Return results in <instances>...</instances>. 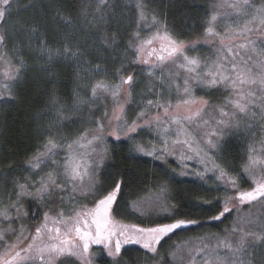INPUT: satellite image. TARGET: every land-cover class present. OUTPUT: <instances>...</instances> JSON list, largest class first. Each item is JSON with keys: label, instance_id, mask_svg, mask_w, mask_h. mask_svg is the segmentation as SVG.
Listing matches in <instances>:
<instances>
[{"label": "snow or ice", "instance_id": "snow-or-ice-1", "mask_svg": "<svg viewBox=\"0 0 264 264\" xmlns=\"http://www.w3.org/2000/svg\"><path fill=\"white\" fill-rule=\"evenodd\" d=\"M18 4L0 0V100L15 99L26 67L15 43L9 47L12 33L5 29ZM129 12L136 26L127 33L120 67L109 73L89 57L97 54L99 59V53L120 47L119 33ZM53 18L63 25L56 43H49L39 22L13 21V33L29 38L41 79L51 88L46 108L38 114V143L25 162L28 174L0 189V264H94L93 246L106 250L109 264H122L125 245H139L145 264H264V215L251 211L257 205L264 208V5L213 0L202 21L208 56L191 55L201 41L183 39L156 0H79L75 16L57 7ZM57 64L75 69L71 105L55 87ZM130 65L147 66L142 70L149 80L135 111L131 98L137 80ZM196 88L205 95L219 93L222 101L214 104L197 96ZM81 90L90 93L88 99ZM98 101H104L99 117L89 108L94 127L65 131L67 121L77 123L73 113ZM142 134L152 138L138 141ZM238 134L245 144L237 171L223 163L221 153L228 138ZM110 137L131 143L137 165L141 157L164 163L173 157L182 168L185 161H196L202 168L194 174L206 184L212 180L223 193L214 197L215 203L199 201L211 205L215 214L202 222L178 213L169 203V184L159 180L137 187L135 199H125V189L133 194L134 176L109 171L107 181L100 180L101 169L111 167L106 163L112 157ZM121 201L131 209L130 216L155 214L169 222H126ZM33 203L36 210L30 214L25 205ZM244 205L250 210L242 215ZM233 211L236 218L222 234L198 235L164 249L178 230L216 226Z\"/></svg>", "mask_w": 264, "mask_h": 264}, {"label": "trees", "instance_id": "trees-1", "mask_svg": "<svg viewBox=\"0 0 264 264\" xmlns=\"http://www.w3.org/2000/svg\"><path fill=\"white\" fill-rule=\"evenodd\" d=\"M23 1H25V4L29 3V0ZM37 1H39V5L35 7H41L43 9L46 24L44 21L38 20L39 18H37L36 21L40 23L42 31L46 33L49 43H56L60 40L55 33L57 21L53 18L56 8L59 7L65 15L71 14L75 16L79 8V0H55V5H53L52 0ZM208 1L209 0H156V7L166 16L168 23L174 25L176 30L182 34V38L189 41L199 37L203 32L202 21L205 19V13L209 9ZM260 1L264 2V0ZM117 11H119V7ZM28 21L31 22L32 20L28 19ZM127 23H124L119 33L118 42L121 44L120 48H123L126 43L127 33L135 28V24L132 21ZM125 29L127 31H125ZM113 31H115V29H113ZM98 55L99 59H97V54H93L89 59L96 63H101L102 66L106 67L112 64L113 58H111L112 54L109 50L103 51ZM133 68L136 74L139 72V69H141V67L135 65ZM55 71L58 73L55 85L57 92L63 101H68V99L71 98L74 85V68L65 65H57ZM41 75L42 74L37 69L27 73L24 80L19 83L16 88L15 99L10 102L4 110L3 116H1L0 172H9L8 166L12 165V170L8 178H10V176H14L15 178V175L20 173L19 170L24 167L23 165L27 157L31 155L38 143V114L45 110L48 102V90L51 88L50 84L41 79ZM230 147L229 158L235 163L240 162L243 155L240 154L238 145H235L231 141ZM128 148L126 142L114 145L109 163L111 167L107 168L102 176L103 182L107 181V173L109 171L112 175L123 174L125 176H134L135 183L131 190L133 194L128 195L129 190L125 189V199L129 200L135 197V190L137 187H143L145 183L152 184L159 180L171 185L178 213L185 215L190 214L189 218L200 219L202 222L208 221L209 217L215 214L214 208H205L199 203L200 200L206 199L209 196L208 192L201 186L193 184L189 180L169 179V175H165L157 168L159 165L148 160L141 159V163L137 165L135 161L131 159ZM244 187L247 188L248 185L244 184ZM121 208L124 209L123 201H121ZM27 209L31 214V212L36 210L35 203L28 205ZM28 222L32 223V221ZM162 222L169 221L164 220ZM224 224L225 222L218 223L216 226L211 225L210 230L220 232ZM208 226L204 224L202 228L196 226L192 227L196 232H201ZM194 230H178L177 237H185ZM140 254L142 253L137 250V248L122 251L123 259L130 264H134L136 261L139 262ZM102 260H107L106 264H109L108 258Z\"/></svg>", "mask_w": 264, "mask_h": 264}, {"label": "rangeland", "instance_id": "rangeland-1", "mask_svg": "<svg viewBox=\"0 0 264 264\" xmlns=\"http://www.w3.org/2000/svg\"><path fill=\"white\" fill-rule=\"evenodd\" d=\"M209 9L208 11L211 10V5L213 0H209ZM254 4L259 7L261 5H264L263 1L260 0H253ZM28 4V3H26ZM36 5H39V1L37 0H33L31 1V6L29 7H25V1L23 0H19V4H18V10L15 11L13 13V20H10L8 22V24L5 26V29L9 32L12 33V39L9 40V47L11 48L13 46V44L15 43L16 47H18L19 51H20V55L21 57L24 59L26 67L23 70V75L21 78L20 83L24 80V78L26 77L27 73L33 71V70H39L38 69V60H37V56L36 54L32 51L31 48L28 47L29 44V38L27 36H25L23 33H21L20 35H16L13 33V21L17 20V19H22V20H32V21H36L37 18H39L38 20L44 21L46 20L45 15L43 14V9L40 7H35ZM126 15L128 16V19L125 20V23L132 21L134 19V17H132L131 13H126ZM57 21V20H56ZM38 22V21H36ZM230 23V21H229ZM46 24V22H45ZM128 24V23H127ZM44 25V23H43ZM136 26V25H135ZM62 31H63V25L59 24V22L57 21V29L55 31L56 35H58V37L61 39V35H62ZM200 40L201 43L198 45L197 50L193 53H191V55H204V56H208L211 55L208 46L203 44L202 41V35H200L197 38L191 39L189 41H197ZM117 43L119 45H121L118 41ZM88 44L91 45L93 44V41L89 40ZM98 44V42H97ZM122 48L118 47L115 50L109 49V52L112 54L113 58V62L110 66H107V69L109 71V73H111L112 71H114L116 68L120 67V60L122 59V56L120 55ZM259 51V49H258ZM57 65H64V64H57ZM55 65V67L57 66ZM134 65H130L129 66V70L130 73L134 74L137 80V86L135 87L134 91H133V95L131 98V108L133 111H135L137 109V106L139 104H141V97L143 95L146 94V89H147V85L149 83L148 77L146 75V73L142 70L144 68H146L147 66L145 65H140L139 67H141V69H139V72L136 74L135 69L133 68ZM75 72V69H74ZM73 72V74H74ZM140 73V74H139ZM74 76V85L73 88L76 86V77ZM157 83H159V81H157ZM16 91V89L14 90ZM81 96L84 99H88L90 93L86 90H81L80 92ZM195 94L197 96H204L206 99H209L212 103L214 104H219L222 101V97L220 96L219 93L214 94V95H205V91H202L199 88L195 89ZM151 98V97H149ZM14 99L12 100H0V132H1V125H2V120H1V116H3V112L6 109V107L10 104V102H12ZM72 92H71V98L68 99L67 102L69 105L72 104ZM123 103V100L121 101ZM104 103V101H98L96 105H83L80 109L79 112L73 113L72 114V118L77 120L76 124H73L71 122V120L67 121L65 123V131L68 133H74L77 128L82 127V126H91L94 127V125L89 124V121L91 119H93V117L89 116V108L91 107L93 109V111H95V115L96 117H99L101 112L103 111V108L100 107V105H102ZM109 105H110V101H108ZM257 121L259 120V117L256 118ZM258 131V129H257ZM152 137L148 134H142L141 136L137 137V140H143V141H147L149 139H151ZM110 143H109V147L113 150L114 145L121 143V142H113V138H109ZM233 142L235 145H238V149L240 151V154L243 155L244 154V144H245V140H244V136L238 134L237 136H233L228 138V143L224 149V151L221 153L222 156V160L223 163L229 165L230 167L236 169L237 171L239 170V166L241 164V159L239 160L240 162L235 163L234 161H232L229 158V152H230V142ZM122 142H126L127 146L129 147L128 149L131 148V143L127 140V139H123L122 138ZM130 153V151H129ZM239 154V155H240ZM130 155H133L130 153ZM243 157V156H242ZM140 159L142 160H148L151 161L153 163H155L158 169H160L163 173L167 172L169 176L173 177L172 180H189L191 183L193 184H197L199 186H201L204 190H206V192H208V197L206 199H212L213 202L214 201V197L217 195H223L222 191H218L216 188V185L213 183L212 180H209L208 183H204V181H202L201 179H199L194 173L196 171L201 170L202 166L199 165L196 161H185L184 163L187 165V167H181L180 162L173 158V157H169L168 158V162L164 163L163 161H157L154 160L151 157H141ZM231 160V161H230ZM107 165H109L110 160L106 162ZM25 166V163L24 165ZM172 169H175V172L172 171ZM107 170V168H102L101 169V175H100V180L103 182L102 180V176L104 174V172ZM181 171H185L188 173V175L185 176H181L179 173ZM20 173H18V175L14 176H10V178H8L10 172H0V189L2 188H10L11 187V182L13 179L19 178L21 176H25L28 173L24 171V167L21 168L19 170ZM235 174V172L233 173ZM209 176H211L212 174L209 173ZM244 187V184L242 185ZM169 188H170V196H171V200L169 201V203L175 204L174 202V196L172 193V189H171V185L169 184ZM140 195H143V193H140ZM136 198H130V200H133ZM27 204L25 205V207L27 208ZM205 208H213L211 205H203ZM249 206L248 205H244L241 208V214H247L249 213ZM252 213L254 216H259V215H264V208H261L259 205H257L255 208H253ZM131 212V209H126L124 207L121 208V214L124 216L126 222H131V223H139V224H143L144 226H147V222L149 220L152 221H164L162 219V217H158L155 214H152L151 216H140L139 213H137L134 216H130L129 213ZM236 218V212L233 211L231 214L228 215V218L224 220L225 224L222 227V230L220 232L218 231H214V230H210V224L205 223V225H209L205 230L201 231V232H196L195 230L193 232H191V234L185 236V237H177V235H173L172 238L170 240H168L167 244L164 245V249H166L168 247V245H171L173 243H180L183 240H187L188 238L191 237H196L198 235H207L208 233H216V234H222L223 230L227 227H229L233 220H235ZM25 225L30 224L28 221H24ZM219 222H215V224H218ZM220 224V223H219ZM18 226V225H17ZM177 237V238H176ZM163 243V242H162ZM134 249L137 248V250H139L142 254L139 255L140 259L139 262H135L134 264H145V257H144V250L142 248H140L139 245H125L124 248H122L123 250H127V249ZM164 249H161V251H163ZM93 252H94V264H106L107 260H102L104 258H108L109 262L111 260L110 257H107V253L106 250H102V246H93ZM128 252V251H127ZM122 263H128L130 264L128 261L124 260L122 257ZM108 264V263H107Z\"/></svg>", "mask_w": 264, "mask_h": 264}]
</instances>
